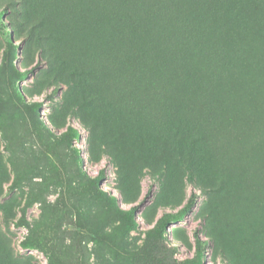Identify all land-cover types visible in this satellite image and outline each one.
<instances>
[{
	"label": "rangeland",
	"instance_id": "rangeland-1",
	"mask_svg": "<svg viewBox=\"0 0 264 264\" xmlns=\"http://www.w3.org/2000/svg\"><path fill=\"white\" fill-rule=\"evenodd\" d=\"M113 12L103 0H0V264H189L197 235L203 264H264L256 7L237 14L251 30L234 24L219 34L239 53L235 76L211 100L196 91L180 102L205 134L201 147L185 127L156 128L136 91L129 102L117 76L96 71L102 56L121 63ZM215 108L222 117L211 126ZM69 126L77 136H66ZM192 192V212L156 230Z\"/></svg>",
	"mask_w": 264,
	"mask_h": 264
},
{
	"label": "trees",
	"instance_id": "trees-1",
	"mask_svg": "<svg viewBox=\"0 0 264 264\" xmlns=\"http://www.w3.org/2000/svg\"><path fill=\"white\" fill-rule=\"evenodd\" d=\"M103 2L114 11L111 15L113 28L116 38L122 42L123 51L119 55L121 63L110 56L96 59V71L107 69L111 75L117 76V86L122 88L129 102H132L131 97L136 91L146 119L156 128L174 132L185 127L189 142L201 147L205 134L202 129L194 131L191 128L190 116L181 112L180 102L196 91L204 99L211 100L215 85L221 79L235 76L232 65L239 53L225 47L219 34L223 35V31L234 24L251 30L247 19L237 15L243 13L245 4L256 7L257 16L264 24V0ZM107 96L113 94L108 92ZM208 115L211 126L222 117L216 108L209 110ZM64 133L77 136L78 131L69 126ZM205 158L206 155L202 159ZM104 175V170H101L97 180L100 181ZM99 193L104 195L101 190ZM197 198L198 194L192 192L179 209L164 212L157 219L155 229L163 232L170 224L184 220L192 212ZM136 209L133 206L127 213L133 224ZM196 244L197 259L189 264H203L204 251L199 235L196 236Z\"/></svg>",
	"mask_w": 264,
	"mask_h": 264
}]
</instances>
